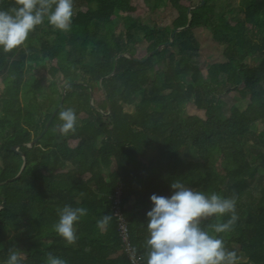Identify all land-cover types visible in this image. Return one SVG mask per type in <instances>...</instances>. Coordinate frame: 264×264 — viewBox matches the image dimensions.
Instances as JSON below:
<instances>
[{
    "label": "trees",
    "instance_id": "trees-1",
    "mask_svg": "<svg viewBox=\"0 0 264 264\" xmlns=\"http://www.w3.org/2000/svg\"><path fill=\"white\" fill-rule=\"evenodd\" d=\"M204 2L172 46L144 63L139 61L174 30L187 26L189 9L201 0H73L69 31L45 19L24 46L0 50V183L18 176L22 155L27 162L19 179L0 187V205L6 200L0 259L19 248L25 264H46L49 253L67 264H130L112 212L122 183L131 243L147 264L149 196L170 194V183L179 180L198 191L234 196L237 220L230 232L217 235L241 264H264V0H239L240 16H228L222 0ZM161 4L176 13L171 25H143L141 16ZM15 6L16 0H0V10ZM120 27L124 33L118 35ZM39 61L52 79L60 77L59 84L41 85L32 73ZM66 85L47 133L25 147L44 130ZM222 95L247 100V106L232 105L225 115ZM67 108L76 113L77 125L61 134L58 114ZM189 148L197 161L185 156ZM132 203L140 210L133 212ZM65 205L88 210L73 245L53 228ZM104 215L112 220L102 231L97 221ZM227 219L209 218L201 226L211 233Z\"/></svg>",
    "mask_w": 264,
    "mask_h": 264
},
{
    "label": "clouds",
    "instance_id": "clouds-1",
    "mask_svg": "<svg viewBox=\"0 0 264 264\" xmlns=\"http://www.w3.org/2000/svg\"><path fill=\"white\" fill-rule=\"evenodd\" d=\"M73 0H16V6L0 10V50L10 52L24 46L29 34L44 23L56 30L71 29ZM61 134L74 132L77 116L67 108L58 114ZM151 207L145 213L148 238L147 264H241V257L235 250H229L219 235L228 233L237 220L236 198L212 192L205 193L187 187L176 180L170 183V194L149 196ZM88 214L84 207L65 205L57 210L55 233L67 245L78 239L76 226ZM229 217L218 222L210 233L202 222L209 218ZM112 216L104 215L97 221L98 229L104 231L110 225ZM214 233V234H213ZM0 264H25L23 251L10 248ZM46 264H67V261L48 254Z\"/></svg>",
    "mask_w": 264,
    "mask_h": 264
},
{
    "label": "rangeland",
    "instance_id": "rangeland-1",
    "mask_svg": "<svg viewBox=\"0 0 264 264\" xmlns=\"http://www.w3.org/2000/svg\"><path fill=\"white\" fill-rule=\"evenodd\" d=\"M150 5H153V3L155 2V0H148ZM217 8L219 2L217 3ZM220 7H223L222 10H226L228 12V16H232V15H238L240 16L241 11H240V7H239V0H222V4ZM176 13L170 8L165 6L164 4H161L160 8L157 9L154 13L152 14H143L141 16V21L143 23V25H146L150 28H163V27H169L171 25V22L173 21L174 17H175ZM123 20V17L120 16L118 18V23H121ZM118 35L124 33V30L122 27L117 29L116 32ZM206 43H208L209 45H212L214 47H217V43L212 41V40H207ZM141 48H145V44L141 43L140 44ZM143 50V49H142ZM168 56L165 55V58ZM201 60L204 61L205 59L203 58V56L201 55ZM161 62V60L159 61ZM246 64H250L251 60L250 58H248L247 60H245ZM160 69L163 68V65L160 64L159 65ZM34 74V76L40 81L41 85L44 88H48L50 86V84L52 82L56 83H60V77H57L56 79H52L49 74H48V66L44 63H42L41 61H39L38 63H36L34 65V70L32 72ZM77 82H81L80 79H75ZM1 90V88H0ZM57 96L53 97V105L51 106L50 110L53 111L54 110V106L56 104L57 101ZM220 99V103H221V107H222V111L224 112V114H228V109L232 106V105H236L240 110H244L247 106V100L243 101V100H234L231 99L229 97H226L225 95H222L220 97H218ZM126 109L132 111L133 107H126ZM251 144H253V142H250ZM186 157L189 160H194L196 161V153L194 150H192L190 148L189 151L186 152ZM242 260H245L244 258Z\"/></svg>",
    "mask_w": 264,
    "mask_h": 264
},
{
    "label": "water",
    "instance_id": "water-1",
    "mask_svg": "<svg viewBox=\"0 0 264 264\" xmlns=\"http://www.w3.org/2000/svg\"><path fill=\"white\" fill-rule=\"evenodd\" d=\"M204 3H205L204 0H201V3H200L199 5H197V6L192 7V8L189 9V11H188L189 22H188V24H187V26H186L185 28H179V29L174 30L173 33H172V35H171L170 40H169L167 43H164V44L160 45L158 48H156L155 50H153L152 52H150V53L147 55V57H146L145 59L140 60L139 62L144 63V62H146L149 58L153 57L157 52L162 51V50H164V49H166V48L172 46L176 34L182 32V31H185L186 29H188V28L190 27V25H191V18H192L191 11H192V10H195V9L201 7V6H203ZM121 57H127V58H129V59H131V60H133V61H137L136 59L132 58V56H129V55H121V56L118 57V59L121 58ZM67 88H68V85H66V86L63 87V94H62L61 102H60L58 108L53 112L51 118H50L49 121L47 122V124H46L44 130L42 131V133H41L37 138H35L31 143L25 145V147L31 149V148L34 147V146L38 143V141H39V140H40V139H41V138L47 133V131H48V129H49V127H50V125H51V123H52V121H53L55 115L57 114L58 110L62 107V105H63V103H64V98H65V93H66V89H67ZM90 104H91V107H92L93 109H95V107H94V101H93V96H92V92H91V103H90ZM108 107H109V114H110L111 111H110V105H109V104H108ZM109 114H108V115H109ZM19 149H20V146H17L16 148H14V151L19 153ZM22 157H23V159H24V162H23V165H22L21 171H20V173L18 174V176H17L15 179H12V180H10V181H8V182L0 183V187L6 185V184H8V183H11V182H13L14 180L19 179V178L21 177V174H22L23 170L25 169V166H26V163H27L23 155H22ZM5 204H6V200L3 199L2 204L0 205V211L4 209Z\"/></svg>",
    "mask_w": 264,
    "mask_h": 264
},
{
    "label": "built area",
    "instance_id": "built-area-1",
    "mask_svg": "<svg viewBox=\"0 0 264 264\" xmlns=\"http://www.w3.org/2000/svg\"><path fill=\"white\" fill-rule=\"evenodd\" d=\"M123 184L119 183L117 188V193L113 199V217L117 220L118 223V235L120 238L121 249L123 254L128 258L130 264H142L141 256L138 252V249L133 246L130 239L129 233V222L126 218L122 203H121V194H122Z\"/></svg>",
    "mask_w": 264,
    "mask_h": 264
},
{
    "label": "crops",
    "instance_id": "crops-1",
    "mask_svg": "<svg viewBox=\"0 0 264 264\" xmlns=\"http://www.w3.org/2000/svg\"><path fill=\"white\" fill-rule=\"evenodd\" d=\"M190 150V148L189 149H187L186 150V152L187 151H189ZM193 150V149H192ZM185 156H186V153H185ZM191 161H194L193 159L191 160ZM197 161V160H196ZM113 170H116V166L115 165H113V167H112V169L110 170V171H113ZM132 210H133V212H137V211H139L140 210V207L138 206V205H135V203H132Z\"/></svg>",
    "mask_w": 264,
    "mask_h": 264
}]
</instances>
